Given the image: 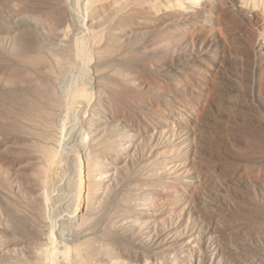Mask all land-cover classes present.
Instances as JSON below:
<instances>
[{"label":"rangeland","instance_id":"374dc122","mask_svg":"<svg viewBox=\"0 0 264 264\" xmlns=\"http://www.w3.org/2000/svg\"><path fill=\"white\" fill-rule=\"evenodd\" d=\"M218 76L223 103L200 119ZM78 87L99 101L89 130ZM87 241L96 264H264V0H0V259L65 264Z\"/></svg>","mask_w":264,"mask_h":264},{"label":"bare ground","instance_id":"6f19581e","mask_svg":"<svg viewBox=\"0 0 264 264\" xmlns=\"http://www.w3.org/2000/svg\"><path fill=\"white\" fill-rule=\"evenodd\" d=\"M52 1V0H51ZM200 2V0H192V2ZM60 10V9H59ZM89 12H91V15H90V13H89V15L93 18V20H92V22H94L93 24H94V26H96V25H98V23H99V25H100V22H102L103 21V19L102 18H100V14H99V12H98V10L96 9V8H92L91 9V11H89ZM53 17H56L57 19H58V21H60L61 20V18H62V13H59V12H55V13H53ZM51 16V15H50ZM57 21V20H56ZM94 29V28H93ZM97 29V28H96ZM97 31V30H96ZM99 38V37H98ZM218 38H219V42H221V44L223 43V40H222V38H221V36H218ZM96 40L95 41H97V40H99V39H97V38H95ZM63 40V39H62ZM93 41V40H92ZM76 42V44H75V49H77V51H79L78 53H82V55L83 54H86V52H89V50H88V41L87 40H85V39H82L81 41L80 40H78V41H75ZM98 42V41H97ZM28 43V42H27ZM222 47H223V49H224V46H223V44H222ZM23 49V46L22 45H19V48H17V50L19 51H21ZM26 49V48H25ZM88 50V51H87ZM76 51V50H75ZM74 51V52H75ZM23 52V51H22ZM35 54V53H34ZM21 55V54H20ZM15 57V56H14ZM18 57V56H17ZM17 57H16V59H17ZM32 57V56H31ZM22 58H24V57H22ZM28 58H30V57H28ZM36 59H38V56L37 55H35L34 56V58L32 59L31 58V63L30 64H34V61L36 60ZM22 60V59H21ZM33 60V61H32ZM19 60H17V62H18ZM28 61V60H27ZM35 62H37V61H35ZM19 63V62H18ZM24 63H25V60H24ZM21 64V63H20ZM27 65V64H26ZM25 67V66H24ZM29 67V66H28ZM19 70H20V68H19ZM19 70H13L12 71V75L11 76H17V75H22V72H20ZM11 72V71H10ZM24 73V72H23ZM10 74V73H9ZM10 76V77H11ZM13 76V77H14ZM24 76V82L26 81H28V83H29V81H32L31 80V78L28 76H25V75H23ZM22 76V77H23ZM9 77V78H10ZM16 78V77H15ZM18 78V77H17ZM11 80H12V78H11ZM16 80V79H15ZM17 81V80H16ZM22 81V80H21ZM21 81H19L20 83H21ZM9 82V81H8ZM13 82H14V80H13ZM35 82V81H34ZM11 83H12V81H11ZM11 83H9V84H11ZM33 83V82H32ZM13 84V83H12ZM14 84H16V82L14 83ZM29 84H31V82L29 83ZM34 84V83H33ZM39 84V83H38ZM85 84V83H84ZM221 84H222V80H221V76H218L217 78H215V80H213V82L211 83V86H210V89H209V96H208V94H207V97H208V99L206 100L207 102H205V103H207V104H202V106H201V108H200V110H199V112H198V114L199 115H197V116H199V118L200 117H204V108L207 106V107H210L211 108V106H213L214 107V105H218V104H220L221 102L223 103V99H222V95H221V97L220 96H218V95H220V93H221V90H222V88H221ZM19 84H17V85H15V86H18ZM23 85V84H22ZM20 86V85H19ZM24 86V85H23ZM33 86V85H32ZM34 86H36V84L34 85ZM33 86V87H34ZM38 86V85H37ZM42 86H44V85H40V87L42 88ZM21 87V86H20ZM25 87V86H24ZM23 87V88H24ZM29 87H31V86H29ZM45 87H47V86H45ZM44 87V88H45ZM19 88V87H18ZM28 88V87H27ZM35 88V87H34ZM79 88V87H78ZM9 89H10V87H9ZM12 89V88H11ZM17 89V88H16ZM25 89V88H24ZM29 89V88H28ZM33 89V88H32ZM37 89H40L39 87H37ZM80 90H78L77 91V93H75L74 95H75V97H74V101H78L77 103H82V105L84 104V107H86L87 108V106L89 107V105H90V109H91V113L88 115V117L86 116L85 117V119H84V125H85V130H89L90 128H91V123H92V121H93V118L95 117V115L97 114L96 112L98 111V105H99V101L98 100H93L91 97H90V93H89V91H87V89H86V91H84L82 88H79ZM35 90H36V88H35ZM46 90V89H45ZM235 90H236V92L238 93H243V91L245 90L244 88H242V86H238V87H236L235 88ZM6 91V90H5ZM30 91V90H29ZM46 92V91H45ZM45 92H43V91H41L38 95H41L42 97L44 96L45 98H49V97H51V96H53L52 94H51V90L49 91L50 92V94H51V96H49V94L47 95ZM6 93H9V92H6ZM34 93V92H33ZM238 93V94H239ZM33 95H35V94H33ZM58 95V94H57ZM29 96V95H28ZM40 96V97H41ZM49 96V97H48ZM9 97V96H8ZM14 97V96H13ZM24 97V96H23ZM22 97V98H23ZM40 97H39V99H40ZM55 97V96H54ZM54 97H53V99H54ZM224 97V96H223ZM34 98V97H33ZM62 98V97H61ZM72 98H73V96H72ZM229 98V97H228ZM234 98H235V96H234ZM18 99V98H17ZM16 99V100H17ZM20 99V98H19ZM25 99H27V98H25ZM24 99V100H25ZM38 99V100H39ZM52 99V98H51ZM222 99V100H221ZM233 99V98H232ZM13 100V102L15 101L14 99H12ZM23 100V101H24ZM33 100V99H32ZM35 100V99H34ZM37 100V99H36ZM35 100V101H36ZM44 100V99H43ZM59 100H61L60 98H59ZM73 100V99H72ZM237 100V96H236V99H235V101H232L231 99H230V101L232 102L231 104H234L235 106L236 105H238L239 106V102H237L236 101ZM9 101H11V100H9ZM29 101V100H28ZM31 101V100H30ZM53 101V100H52ZM225 101V100H224ZM12 102V101H11ZM12 102V103H13ZM21 102V101H20ZM25 102V101H24ZM45 102V101H44ZM49 102H50V99H49ZM229 102V101H228ZM227 102V103H228ZM25 103H27V102H25ZM46 103V102H45ZM44 103V104H45ZM77 103H75V105L77 104ZM80 103H79V105H80ZM204 103V102H203ZM221 103V104H222ZM241 103V102H240ZM16 104H18V103H16ZM16 104L14 105L15 107H17L16 106ZM29 104V103H28ZM27 104V108H26V110H28V108H29V105ZM32 104V103H31ZM33 104H36L35 102L33 103ZM43 104V105H44ZM74 104V103H73ZM22 105V104H21ZM37 105V104H36ZM42 105V106H43ZM78 105V106H79ZM209 105V106H208ZM226 105V104H225ZM224 105V106H225ZM241 105V104H240ZM25 106H26V104H25ZM31 106V105H30ZM38 107H40L39 105H37ZM233 106V105H232ZM31 107H33V106H31ZM45 107V106H44ZM83 107V106H82ZM206 107V109L208 110V109H210V108H207ZM221 107V106H220ZM220 107H219V110H220ZM18 108H19V106H18ZM20 108H21V106H20ZM40 108H43V107H40ZM39 108V109H40ZM79 108V107H78ZM33 110H35L34 108H32ZM44 109V108H43ZM47 109H49L48 107H47ZM205 109V110H206ZM212 109V108H211ZM18 110V109H17ZM22 110V109H21ZM20 110V111H21ZM24 110V109H23ZM29 110H31V109H29ZM50 110H52V109H50ZM83 110V109H82ZM216 110H218V109H216ZM239 110H240V108H239ZM16 111V110H15ZM14 111V112H15ZM44 111V110H43ZM47 111V110H46ZM212 111H213V109H212ZM8 112V111H7ZM22 112V111H21ZM24 112H25V110H24ZM28 112V111H27ZM37 112H38V114H40V113H42L40 110H37ZM36 112V113H37ZM89 112V111H88ZM207 112V111H206ZM16 113V112H15ZM96 113V114H95ZM212 113V112H211ZM211 113H209V115L211 114ZM237 113V112H236ZM14 114V113H13ZM22 114H24V113H22ZM26 115L28 114V113H25ZM35 114V113H34ZM36 115V116H38L39 117V115ZM47 114H48V112H47ZM53 114V113H52ZM51 114V115H52ZM42 115H43V113H42ZM21 116V114L18 116V117H20ZM24 116V115H23ZM32 116V115H31ZM35 116V115H34ZM208 116V115H207ZM26 117V116H25ZM40 117H42V116H40ZM45 118H46V116H44ZM48 115H47V119H48ZM21 118V117H20ZM19 118V119H20ZM24 118V117H23ZM23 118H22V120H23ZM29 118H27V120H28ZM31 119H34V120H36L35 118H31ZM38 119V118H37ZM46 119V120H47ZM50 119V118H49ZM200 119H204V118H200ZM199 119V120H200ZM25 120V119H24ZM33 120V121H34ZM41 120V119H40ZM39 120V121H40ZM42 120H44V118L42 119ZM29 121V120H28ZM37 121V120H36ZM39 121H37V125H38V123H39ZM208 121H209V119H208ZM212 121H214V120H212ZM25 122V121H24ZM45 122V121H44ZM47 122V121H46ZM49 122V121H48ZM191 122V121H190ZM195 122V121H194ZM217 122V121H216ZM26 123H28V122H26ZM30 123V122H29ZM32 123V122H31ZM34 123V122H33ZM212 123H215V121L214 122H212ZM35 124V123H34ZM40 124H42V122L40 121V123H39V125ZM45 123H43V125H44ZM207 124L208 125H210L208 122H207ZM30 125H33V124H30ZM24 126V125H23ZM26 126V125H25ZM45 126V125H44ZM43 126V127H44ZM38 127H41V126H38ZM28 128V126L26 127V129ZM30 128V127H29ZM32 128H36V127H32ZM47 130L46 129V127L45 128H40V129H37V130ZM36 130V129H35ZM34 130V131H35ZM43 130H42V133L41 134H45V133H43ZM44 130V131H45ZM33 132V131H32ZM35 134V133H34ZM38 134V133H37ZM40 135V134H39ZM41 136V135H40ZM43 136V135H42ZM89 137L90 136H86L85 137V139L83 138V141L80 143V147L81 148H84V146H85V144L86 143H88V139H89ZM193 144H194V142H193ZM192 144V145H193ZM194 147H195V145H194ZM194 149V148H193ZM196 149V148H195ZM194 149V150H195ZM198 149V148H197ZM196 149V150H197ZM120 150H123V148H121ZM195 150V151H196ZM194 151V153H196ZM181 152V151H180ZM122 153H124V152H122ZM182 154H179L178 153V151L176 152V151H174V152H172V154L170 155V162H172V164L174 165L173 167H174V169H180L181 171H179V172H181V174L183 173V174H185L186 173V171L188 170L187 169V167L189 168H193L194 170H195V176H198L199 174H200V172L202 171V173H203V169H205V166H204V163L203 162H198V161H196L197 159L195 158V157H198L197 156V154H192L193 156H191L192 158H190L189 156H188V153H186V152H181ZM191 154V153H190ZM241 154V153H240ZM48 155H49V153H48ZM65 155H67V154H65ZM88 156V155H87ZM116 156H117V153H116ZM75 157V156H74ZM73 156H72V158H74ZM76 158V157H75ZM65 159H67V160H69L68 158H65ZM97 159V160H96ZM73 160V159H72ZM75 160H77V159H74V161ZM96 161V162H93V161ZM89 161V163H90V173H91V181H90V184L88 183H86L85 184V186H86V190H88L89 189V185H90V189H89V192H88V195H86V197H85V199H86V201L83 203V205H82V208H83V210L85 211V215H84V217L82 218V220L83 221H81L82 222V224H89V220H90V218H91V216L89 215L90 213H89V207H91V205H92V203H93V200H94V196L92 195V191H93V187H92V185L94 184V186H95V181H94V175L92 174V171H93V168L95 167V166H97V167H101V166H103V164H101L102 163V160L101 159H99V158H94V157H89L88 158V160H87V162ZM75 163V162H74ZM187 163H189L190 164V166H187L186 164ZM178 164L180 165V166H178ZM206 165V164H205ZM207 168V167H206ZM39 169V168H38ZM42 168L40 167V170H41ZM42 170H44V169H42ZM190 171V170H189ZM36 173V172H35ZM37 173H38V171H37ZM76 174H77V172H76ZM177 175V174H176ZM192 175V174H191ZM193 176V175H192ZM35 177V176H34ZM72 178V177H71ZM38 179V178H37ZM41 179V178H40ZM72 180H73V178H72ZM75 180V179H74ZM77 181V180H76ZM201 181V180H200ZM203 181V180H202ZM42 183V182H41ZM40 183V184H41ZM205 183V182H204ZM38 184V183H37ZM69 184H70V182H69ZM69 184H67V185H69ZM73 183H71V185H72ZM99 185V183H97V186ZM203 185V184H202ZM202 185H200L199 187H201ZM70 187V186H69ZM73 187V186H72ZM203 187V186H202ZM208 187V186H207ZM73 188H75V186L73 187ZM202 188H200V190H201ZM211 189V188H210ZM73 190V189H72ZM204 190L202 189V192H203ZM199 192V191H198ZM205 192H206V188H205ZM204 192V193H205ZM201 194V192H199V195ZM203 194V193H202ZM201 194V195H202ZM198 195V200H199V202L200 203H202V205L203 204H205V199H204V197L202 198V197H200ZM46 198V197H45ZM92 210V209H91ZM18 215V214H17ZM20 215V214H19ZM23 216V215H22ZM18 217V216H17ZM16 217V221H17V219L18 220H22V219H20V218H17ZM23 217H25V216H23ZM15 218V217H14ZM22 218V217H21ZM26 218V217H25ZM26 220H27V218H26ZM15 221V222H16ZM28 222V221H27ZM20 223H23V222H19V223H17L18 225H20ZM24 223H25V221H24ZM17 225V226H18ZM21 226H22V224H21ZM21 226H18L19 228H21ZM24 226H22V228H23ZM26 227V226H25ZM23 228V229H26V228ZM33 228H34V226H33ZM32 229V228H31ZM33 230V229H32ZM73 233V232H72ZM64 235V236H63ZM70 235H72V234H70ZM61 236H63V237H68V236H66L65 234H62ZM64 239V238H63ZM69 240V239H68ZM65 251H66V248L64 249ZM68 250H79V251H83V253H84V257H83V259H75V260H73V259H71L70 257H69V254H68V252H70V251H66L65 252V254H62V256H63V263H65V264H80L82 261H88L89 262V264H96L95 263V261L93 262V257L95 256V248L92 246V242L90 243V241H87V242H84V243H81V244H79V245H73L72 247H71V249H68ZM64 253V252H63ZM39 254V253H38ZM38 254L37 255H35V256H33V258L32 259H25V260H30V261H28V262H26L25 261V263L24 262H22L21 263V261H24L23 260V258H20V260L21 261H19V260H13L15 257L12 255V256H10V258H9V260H7V259H2V260H4V264H31L32 262V264H34V261L36 260L35 258H39V257H41V256H38ZM97 254V253H96ZM53 255V254H52ZM30 256V255H29ZM11 257L13 258V259H11ZM31 257V256H30ZM35 257V258H34ZM61 257V256H60ZM11 259V260H10ZM33 259H35V260H33ZM40 259H42V258H40ZM1 260V259H0ZM1 260V261H2ZM7 260V261H6ZM31 260H32V262H31ZM44 260V259H43ZM6 262V263H5ZM31 262V263H30ZM37 262V263H36ZM36 262H35V264H42V262H41V260L39 261V259L38 260H36ZM41 262V263H40ZM86 262H85V264H86ZM2 263V262H1ZM2 263V264H3ZM176 263V262H175ZM173 264V263H172Z\"/></svg>","mask_w":264,"mask_h":264}]
</instances>
